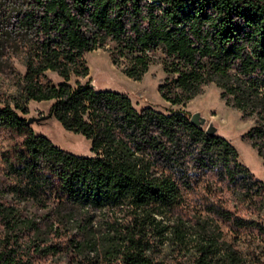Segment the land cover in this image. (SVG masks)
<instances>
[{"label": "trees", "instance_id": "1", "mask_svg": "<svg viewBox=\"0 0 264 264\" xmlns=\"http://www.w3.org/2000/svg\"><path fill=\"white\" fill-rule=\"evenodd\" d=\"M98 48L135 80L161 62L158 91L181 107L73 83ZM14 55L25 71L0 128L23 139L0 154V264H264V180L183 108L214 83L256 117L245 137L264 159V0H0V68ZM30 100L91 152L36 133Z\"/></svg>", "mask_w": 264, "mask_h": 264}, {"label": "rangeland", "instance_id": "2", "mask_svg": "<svg viewBox=\"0 0 264 264\" xmlns=\"http://www.w3.org/2000/svg\"><path fill=\"white\" fill-rule=\"evenodd\" d=\"M85 58L89 66V74L83 78L73 76V83L76 80L82 83L89 81L97 89H115L125 92L138 109L151 106L167 112L170 109L181 107V105H173L165 101L158 91V85L166 76L161 62L151 64L144 76L140 80H135L126 76L121 68L112 62L107 49H95L88 52ZM24 71L25 65L20 55L13 56L10 66L0 68V100L12 99L17 95L18 75ZM46 73L47 77L55 83L61 80V77L54 71ZM51 105V100L28 101L29 110L25 116L37 118L29 123L31 128L36 133L46 135L54 144L69 152L89 154L91 152L90 140L79 133L63 128L59 121L51 115ZM183 108L190 115L199 111L206 118L204 127L208 123L214 124L217 128L216 133L226 137L237 148L241 162L249 167L256 178L264 180V159L258 154L257 148L252 145L251 141L245 137L246 132L256 122L255 116L244 115L241 110L226 105L221 97V89L214 83L203 86L201 92L188 100ZM18 112L21 114L19 110ZM22 139V134L0 128V154L14 151ZM259 215L264 216V210ZM227 236L239 248H243L248 242V238L244 235L238 241L230 232Z\"/></svg>", "mask_w": 264, "mask_h": 264}, {"label": "water", "instance_id": "3", "mask_svg": "<svg viewBox=\"0 0 264 264\" xmlns=\"http://www.w3.org/2000/svg\"><path fill=\"white\" fill-rule=\"evenodd\" d=\"M35 120H37V118L28 117L27 122L31 123ZM190 121L200 127H204V125L206 124V118L202 116L199 111H196L190 115ZM204 128H205L206 133L211 134V135L216 134L217 128L214 124L208 123L207 126Z\"/></svg>", "mask_w": 264, "mask_h": 264}]
</instances>
